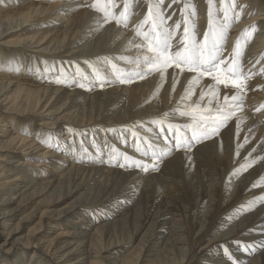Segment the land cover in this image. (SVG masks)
I'll return each mask as SVG.
<instances>
[{
    "label": "bare ground",
    "instance_id": "obj_1",
    "mask_svg": "<svg viewBox=\"0 0 264 264\" xmlns=\"http://www.w3.org/2000/svg\"><path fill=\"white\" fill-rule=\"evenodd\" d=\"M171 2L164 0L165 16L173 27L181 22L177 36L187 4L185 15L202 38L208 0L167 8ZM228 2L213 0V7ZM235 2L243 11L236 9L239 19L230 13L224 55L239 41L244 71L259 73L264 0ZM96 3L0 0V264H264V183L252 187L264 178V74L251 75L226 128L187 149L165 144L164 135L172 141L170 126L187 125L191 135L195 122L182 113L199 117L217 103L207 92L210 77L187 101L181 96L193 74L178 69L165 73L162 86L158 72L102 88L55 82L77 67L89 81L93 65L109 80L112 64L135 67L139 53L129 41L142 39L136 28L147 0H132L127 27L105 24L91 7ZM117 4L118 14L123 0ZM226 91L235 94L222 85L216 90L221 104ZM141 140L157 153L171 151L158 170L119 168L113 150L126 153L129 163L145 159L136 150L144 148ZM248 160L245 171L240 165Z\"/></svg>",
    "mask_w": 264,
    "mask_h": 264
},
{
    "label": "snow or ice",
    "instance_id": "obj_2",
    "mask_svg": "<svg viewBox=\"0 0 264 264\" xmlns=\"http://www.w3.org/2000/svg\"><path fill=\"white\" fill-rule=\"evenodd\" d=\"M221 2L223 3V0ZM178 3L179 0H172L171 4L167 5V8H171L172 4ZM208 5V24L207 29L202 34V38H198L195 22L189 20L187 15H185L188 12L187 4L181 11L183 17V34L178 37L177 32L181 28V22H177L174 27L168 24L167 21L171 19V16H168L166 19L164 0H147V13L144 20L136 28V36L142 37V39L139 43L129 41L139 53L133 62L135 64L134 68L120 69L115 64H112L113 78L109 80L107 77L102 78L99 69L93 65L91 66L93 78L89 81L85 73L77 67L74 74L68 73L57 77L55 82L58 84H66L71 79L80 88H85L86 86L93 87L95 84H99L102 88L106 84L111 83H131L135 79H144L153 72H158L160 73V86H162L167 70L169 68H175L179 69L182 73L186 71L193 74L192 79L188 81V87L184 89V94L181 96L182 100L187 101L194 94L199 82L204 77H210L213 83L207 85V92L212 94L214 100H217L214 107L199 117L187 112L182 113V115L189 116L195 122L194 126L191 127L190 136L187 134V125L169 127L168 131L171 132L172 141H169L167 135H164L165 144L174 142V147L177 149L190 148L193 141H202L216 134L218 129L232 115L229 108L242 103L243 97L241 94L247 87V81L251 78V75L264 74V68H261L259 73H252L251 75L249 74L250 70L249 72L244 71L240 62L243 53L239 41H237L236 46L228 56L224 55L227 29L230 26V21L233 19L230 13L235 15V19H239V12L236 9L239 8L240 11H243V6L237 4L235 0H229L227 7H222L221 9H214L213 0H208ZM91 7L103 13V22L105 24L110 23L111 20H115L116 24H122L124 27H127L128 19L133 14L130 11L132 0H123V10L119 11L118 14L114 11L119 7L117 0H103L102 7L100 6V0H97V3L91 5ZM191 15H195L194 8L192 9ZM146 25L147 30H145ZM252 30H255V26H253ZM105 59L107 62V58ZM121 59L125 58L121 57ZM61 73H65V70L61 69ZM77 77L80 80H77ZM81 80L86 81L87 84L80 82ZM177 82L178 76L173 73V91H175ZM221 85L225 90L235 89V94L231 96L226 91L223 97V104L219 103L216 97V90ZM201 89L199 100L202 102L206 92L203 85H201ZM192 103L196 104L197 101H193ZM209 104L211 105L212 101H209ZM195 111L196 109L193 108V112ZM213 111L217 114L215 117H213ZM236 127L239 133V125ZM181 133H184V135H181ZM136 135L137 133H133V136ZM244 142L248 143L249 138L244 137ZM140 143L144 144V148L141 149L138 144L136 150L142 152V156L145 159L133 160L131 163H129V156L126 153H117L115 149L113 150V159L119 168H134L143 172H148L150 168L158 170V163L171 151V149H166L157 153L155 151L156 145L152 142L141 140ZM241 147H243L242 144L237 145L238 150ZM262 147H264V142H262ZM255 151L256 149L253 148L252 152ZM237 154L239 155V151H237ZM249 156H251V153H249ZM148 160L151 163H148ZM251 164L252 160H248L244 164H241L240 168L246 171ZM261 183H264V178L253 183L252 187H257ZM246 247L252 248V245H246ZM224 252L228 255L229 260L232 261V256L227 248L224 249ZM232 264H235V262L232 261Z\"/></svg>",
    "mask_w": 264,
    "mask_h": 264
},
{
    "label": "rangeland",
    "instance_id": "obj_3",
    "mask_svg": "<svg viewBox=\"0 0 264 264\" xmlns=\"http://www.w3.org/2000/svg\"><path fill=\"white\" fill-rule=\"evenodd\" d=\"M232 24H230V26H231ZM230 26L228 27L229 29H230ZM227 37H228V35H227ZM226 42V41H225ZM226 44L224 43V47L226 48ZM241 62V65H243V63H242V61H240ZM171 70H177V69H175V68H170L169 70H167V71H171ZM177 71H180L179 69L177 70ZM186 72V71H185ZM185 72H183V74H186ZM182 73V72H181ZM160 74V73H159ZM227 123L226 124H224L223 126H224V128H226L227 126ZM167 136H168V134H167Z\"/></svg>",
    "mask_w": 264,
    "mask_h": 264
}]
</instances>
